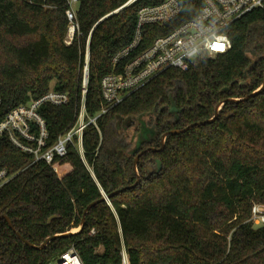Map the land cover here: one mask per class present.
<instances>
[{
  "label": "trees",
  "instance_id": "1",
  "mask_svg": "<svg viewBox=\"0 0 264 264\" xmlns=\"http://www.w3.org/2000/svg\"><path fill=\"white\" fill-rule=\"evenodd\" d=\"M127 1L79 0L81 34L67 44L66 0H0V119L51 88L66 92V104L40 107L47 145L56 142L80 109L88 38L86 110L100 112L106 105L101 79L131 42L139 8L162 0ZM181 2L172 21L143 27L130 57L203 6L202 0ZM226 33L232 45L225 53L162 71L103 113L97 126L87 125V163L73 144L47 163L33 162L7 136L0 139V168L17 172L0 187V216L14 226L0 219V264H49L72 245L85 264H119L122 242L131 264H264V225L247 221L252 203H264V88L246 100L225 101L211 122L169 133L161 148L165 132L209 119L223 100L262 85L264 7L236 19ZM148 147L156 149L139 157L136 171L134 158ZM96 200L83 229L44 248L17 236L40 245L79 227Z\"/></svg>",
  "mask_w": 264,
  "mask_h": 264
},
{
  "label": "built area",
  "instance_id": "2",
  "mask_svg": "<svg viewBox=\"0 0 264 264\" xmlns=\"http://www.w3.org/2000/svg\"><path fill=\"white\" fill-rule=\"evenodd\" d=\"M135 1L137 0H128L124 5ZM202 1L203 6L195 17L158 35L151 44L130 57L131 53L139 47L143 37V27L147 24L164 26L182 12L183 4L181 0H162L158 4L144 5L139 8L131 42L114 55L112 59L114 70L101 79L100 90L106 105L95 116H89L86 110L90 62L88 38L83 64L81 105L74 123L58 137L56 142L47 145L48 129L46 120L40 113V107L44 103L63 105L69 101L68 93L51 88L41 97L32 98L7 112L0 119V139L7 136L13 145L32 154L33 162L51 163L56 156L66 154L69 144H73L85 160L82 141L87 125L97 126V119L103 113L120 104L130 93L145 85L162 71L168 68L187 69L204 55L214 56L228 51L232 45L226 33L228 26L255 8L264 7V0ZM66 5L65 15L68 21L66 43L70 44L76 36L81 34L77 15L79 0H66ZM44 6L49 5L44 4ZM127 57L130 58L116 71L115 68ZM16 174L17 172H10L7 168H0V187L12 180ZM249 221L257 226L264 225L263 202L252 203ZM95 233L96 229L93 228L90 235ZM49 264L85 263L78 250L72 245ZM119 264H131L123 242Z\"/></svg>",
  "mask_w": 264,
  "mask_h": 264
},
{
  "label": "water",
  "instance_id": "3",
  "mask_svg": "<svg viewBox=\"0 0 264 264\" xmlns=\"http://www.w3.org/2000/svg\"><path fill=\"white\" fill-rule=\"evenodd\" d=\"M263 88H264V81H263L262 85H261L258 89H256L254 92H252L251 94H249V95H247V96H245V97H241V98H234V97H231V98L225 99V100H223L222 102H220V103L216 106L215 114H214L213 117H211V118H209V119H206V120L196 121V122L190 123L188 126H186V127H184V128H181V129H173V130H170V131L165 132V133L162 134V136H161V148L164 146V144H165V140H166V136H167L169 133H179V132H183V131H186V130H188L189 128L193 127L194 125H200V124H205V123L211 122V121H213V120L216 118V116L218 115V112H219L221 106L223 105V103H224L225 101L236 102V101L246 100V99L250 98L252 95H254V94L260 92ZM155 149H156V148H154V147H148V148H146V149L141 150V151L136 155V157L134 158V169H135L136 171H137V162H138L139 157H140L142 154H144L145 152L150 151V150H155ZM127 187H129V186H125V187H123V188H120V189L114 191L113 193H115V192H119V191H121V190H123V189H125V188H127ZM109 196H110V194H109V195H105V196H104L103 198H101V199H107V198H109ZM98 201H99V200H96V201L91 202V203H90V204L84 209V211H83V216H82V219H81V223H80L79 227H77V230H75V231H74V230H70V231H67V232H64V233H56V234H53V235L47 237V238H46V239H45L40 245H36V244L30 242L29 240L25 239V238H24L19 232H17V236L20 238V240H21L23 243H25V244H27V245H29V246H31V247L40 248V249H41V248H44V247H45L50 241H52L53 239H55V238H57V237H68V236H70V235H72V234H74V233L80 231L81 229H83V227H84V225H85V219H86V214H87L88 210H89L93 205H95ZM1 218H5V219L7 220V222H8V224H9V226H10L11 228H14L13 223H12V221L10 220L9 216H7V215H2V216H0V219H1Z\"/></svg>",
  "mask_w": 264,
  "mask_h": 264
},
{
  "label": "rangeland",
  "instance_id": "4",
  "mask_svg": "<svg viewBox=\"0 0 264 264\" xmlns=\"http://www.w3.org/2000/svg\"><path fill=\"white\" fill-rule=\"evenodd\" d=\"M53 84H54V82L51 83L52 86H53ZM144 119H145V122H148L149 117L146 116V117H144ZM148 127H150V126H147V127H145V125L143 126V131H144L145 133L148 132V130H149ZM150 130H151V129H150ZM146 131H147V132H146ZM144 132H143V133H144ZM255 201H258V200H255ZM247 221H249V217H248ZM253 226H254V227H258L257 225H254V224H253ZM71 230H74V231H75V230H77V228H73V229H71Z\"/></svg>",
  "mask_w": 264,
  "mask_h": 264
}]
</instances>
